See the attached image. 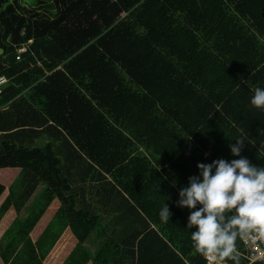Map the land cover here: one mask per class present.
<instances>
[{
	"label": "trees",
	"instance_id": "16d2710c",
	"mask_svg": "<svg viewBox=\"0 0 264 264\" xmlns=\"http://www.w3.org/2000/svg\"><path fill=\"white\" fill-rule=\"evenodd\" d=\"M0 47V168L20 176L6 196L0 183L2 263L203 264L187 227L200 206L157 200L173 195L154 163L182 188L197 162L264 167V109L251 104L264 0H0Z\"/></svg>",
	"mask_w": 264,
	"mask_h": 264
},
{
	"label": "clouds",
	"instance_id": "9594fccd",
	"mask_svg": "<svg viewBox=\"0 0 264 264\" xmlns=\"http://www.w3.org/2000/svg\"><path fill=\"white\" fill-rule=\"evenodd\" d=\"M251 104L264 109V88H255ZM235 141L229 145L230 151L240 156L245 141ZM196 167L199 176L188 178V186L179 191L176 202L189 210L200 206L188 216L187 227L196 229L191 233L193 246L201 254L239 264L237 236L256 232L264 237V167L257 168L244 157L198 163ZM225 213L230 214L227 224H223ZM159 215L165 223L169 221L167 205Z\"/></svg>",
	"mask_w": 264,
	"mask_h": 264
},
{
	"label": "built area",
	"instance_id": "2783aa9c",
	"mask_svg": "<svg viewBox=\"0 0 264 264\" xmlns=\"http://www.w3.org/2000/svg\"><path fill=\"white\" fill-rule=\"evenodd\" d=\"M27 44H22L16 49V59L21 58V54L27 51ZM6 81V77L0 76V86ZM242 243L245 247V252L241 253L247 260L246 264H250L254 261L264 262V237H261L258 233L253 232L242 236ZM203 264H233L232 262L221 260L215 256L204 254Z\"/></svg>",
	"mask_w": 264,
	"mask_h": 264
},
{
	"label": "rangeland",
	"instance_id": "374dc122",
	"mask_svg": "<svg viewBox=\"0 0 264 264\" xmlns=\"http://www.w3.org/2000/svg\"><path fill=\"white\" fill-rule=\"evenodd\" d=\"M21 3L25 4L26 6H31L34 5L36 0H19ZM7 79V78H6ZM20 176H19V169L17 168H0V183H2L5 186V193L7 195V193H9L10 187L12 185H14L18 180H19ZM40 194V190H38L35 195L30 198V200L27 201V206H26V210L21 209L19 216L21 217H25L27 214L28 209L34 205L37 197ZM5 195V196H6ZM25 204V205H26ZM50 209H49V214L53 213L55 211V206L56 203L55 202H51L50 204ZM57 208V206H56ZM10 219V214L5 215L4 219L0 222V235L2 234V232L4 231L5 227L7 226V221ZM66 239H64L63 241H65ZM62 241V242H63ZM63 244V243H62ZM87 246H90V244H92V242H86L85 243ZM55 253V252H54ZM50 254L47 259L45 260L46 264H52L53 259L55 258L56 254ZM1 262V260H0ZM2 263V262H1Z\"/></svg>",
	"mask_w": 264,
	"mask_h": 264
},
{
	"label": "crops",
	"instance_id": "0c3cea01",
	"mask_svg": "<svg viewBox=\"0 0 264 264\" xmlns=\"http://www.w3.org/2000/svg\"><path fill=\"white\" fill-rule=\"evenodd\" d=\"M246 137V136H245ZM250 139V138H249ZM248 139V140H249ZM41 144H42V142H41ZM243 147H244V144H243ZM139 151H143V153L144 154H146V155H148V153H147V151H145L141 146H139V147H135L134 148V152L133 153H135V152H139ZM197 164H198V162L197 163H194L193 165L194 166H197ZM154 165L156 166H158V168H156V171H157V173L159 174V175H162L168 182H169V186L172 188V191L170 192V195H173V197H168V198H166V199H164V198H158L157 200H159V201H168V200H170L171 198V201L172 200H174L177 196H178V194H179V191L182 189V186H178V184H175V183H173L170 179V177L168 176L169 175V173H168V171L166 170V167L168 166V164H166V165H162V164H160L159 162H156V163H154ZM171 173V172H170ZM172 174V173H171ZM168 177L170 178V179H168ZM44 188H45V186H44V184L43 183H38V185L36 186V188L34 189V191H33V193L31 194V196H30V198L32 197V195L34 196L35 195V193L38 191V190H40V194L42 193V191L44 190ZM39 194V195H40ZM6 195V194H5ZM30 198H29V200H30ZM56 206H57V204H56ZM56 206H55V211H56ZM50 207L51 206H48L47 207V210L44 212V214H47L48 212H49V209H50ZM54 211V212H55ZM50 214H52V213H50ZM7 215V214H6ZM63 243V244H62ZM61 243V245H64L65 243H66V240L65 241H63ZM56 258H54L53 259V261L55 260ZM52 261V262H53ZM56 261H57V259H56ZM2 262V261H1ZM0 262V264H3V263H1ZM46 264V263H45Z\"/></svg>",
	"mask_w": 264,
	"mask_h": 264
},
{
	"label": "water",
	"instance_id": "95a60500",
	"mask_svg": "<svg viewBox=\"0 0 264 264\" xmlns=\"http://www.w3.org/2000/svg\"><path fill=\"white\" fill-rule=\"evenodd\" d=\"M3 52V49L0 47V54Z\"/></svg>",
	"mask_w": 264,
	"mask_h": 264
}]
</instances>
